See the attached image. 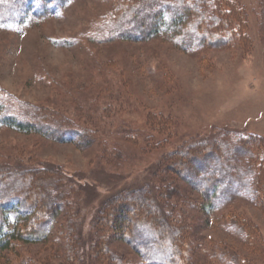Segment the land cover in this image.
I'll return each instance as SVG.
<instances>
[{"label":"rangeland","instance_id":"374dc122","mask_svg":"<svg viewBox=\"0 0 264 264\" xmlns=\"http://www.w3.org/2000/svg\"><path fill=\"white\" fill-rule=\"evenodd\" d=\"M137 1L47 0L54 8L39 17L26 8L35 0L0 10V115L42 109L93 133L82 148L0 122V169L63 173L74 188L67 209L84 241L77 260H67L63 239L15 242L0 264H98L89 236L104 199L148 180L157 186L164 157L201 139L227 134L264 144V0H229L244 14L242 38L188 49L163 27L147 40L117 35L113 21ZM254 153L256 169L263 153ZM168 175L178 186L159 202L189 224L191 264H233V255L236 264H264V209L252 194L234 185L230 201L207 212L193 185ZM68 217L60 208L46 237L69 228ZM108 244L124 263L144 262L119 235Z\"/></svg>","mask_w":264,"mask_h":264},{"label":"trees","instance_id":"16d2710c","mask_svg":"<svg viewBox=\"0 0 264 264\" xmlns=\"http://www.w3.org/2000/svg\"><path fill=\"white\" fill-rule=\"evenodd\" d=\"M44 1L45 4L35 0L38 4L32 2L26 8L39 17L40 11L54 8ZM189 1L139 0L136 7L113 21L115 32L126 39L147 40L162 27L168 28L165 30L172 33L183 49L192 45L217 47L243 37L244 14L237 5L229 0ZM9 6L21 9L22 0H0V10ZM0 122L21 133L74 141L82 148L93 140V133L75 129L54 113L42 109L31 111L30 116L4 113L0 115ZM259 149L263 156L255 169L254 151ZM51 170L19 166L0 169V253L12 250L15 242L28 244L45 239L56 243L63 239L67 260H77L84 241L74 225L76 214H70L72 210L67 209V194L74 188L63 173ZM158 170L163 175H159L157 186L148 180L100 203V212L89 236L91 256L96 263L126 264L109 249L108 242L119 235L142 257V264H191L194 243L189 224L173 215L168 202L165 205L159 202L174 195L178 186L175 178L168 174H175L187 185H193L203 200L199 206L207 212L225 206L234 185L246 189L264 209V144L257 138H229L225 134L201 139L166 155ZM60 208L69 213L70 227L51 232L47 238L43 231L50 228ZM236 227L241 232L244 230L239 224ZM229 259L233 264L238 263L234 255Z\"/></svg>","mask_w":264,"mask_h":264}]
</instances>
